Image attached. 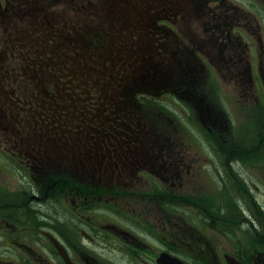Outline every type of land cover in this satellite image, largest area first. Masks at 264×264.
Returning a JSON list of instances; mask_svg holds the SVG:
<instances>
[{
  "label": "flooded vegetation",
  "instance_id": "obj_1",
  "mask_svg": "<svg viewBox=\"0 0 264 264\" xmlns=\"http://www.w3.org/2000/svg\"><path fill=\"white\" fill-rule=\"evenodd\" d=\"M207 3L215 5L209 8L210 11H229L225 15H218L217 11L212 21L216 26L231 25L236 28L234 49L241 50L240 54L248 53L247 64L249 70H254L253 81L258 84L259 93L261 88L263 90L262 100L257 107L264 108V82L261 77V70H264V0H178L183 9L189 5L190 9L202 10ZM23 4V10L30 17L28 25L32 28L26 34H40L34 42L30 38L26 39L27 43L15 40L17 46L12 50L7 48V42L5 55L0 46V70H4L0 78V264H264V236H259L258 232L256 238H250L252 244L206 240L204 229L197 225V220L192 226L180 227L179 236L169 232L168 223L159 219L151 222L152 225L156 224V228L146 225L134 228L120 224L126 221L118 216L103 217L110 226L103 225L93 217L69 228L65 223L60 224L61 231L36 226L37 214L41 213L42 205L34 204L47 199L50 188L62 184L71 194L76 188L74 193L79 199L72 197L76 205L79 201L83 202L88 197L86 195H90L82 187L109 186L117 179L111 178L113 174L105 178L107 172L117 171L119 177L124 178L128 173L127 168L132 170L129 174L135 175L128 186L132 197L141 203V207L152 212L162 210L168 217L169 212L164 205L169 209L170 195L164 189L177 174L172 170L169 178L149 179L150 172L154 173L151 168L159 164H150L147 158L137 163L139 154L131 153L132 148H136V137L128 134L134 132L130 123L136 120L139 108L154 103L150 87L165 86L157 87L150 79L153 77L145 76V82L135 84L131 92L127 88L123 89L130 92L129 96L117 91L119 99L115 101L103 103L102 98H97L102 88L104 93L106 90H115L113 83L119 81L121 87L120 82L127 79L116 78L119 73L104 79V71L148 70L141 64L144 57L139 55L143 53L135 50V45H120V55L126 49L130 51L128 56L138 55L135 66H128L125 58L112 57L114 49H110V44L106 43V36L94 31L88 24V31L82 30L78 18L68 20L74 29L73 34L68 32L67 37H63L60 34L61 19L52 13H42L45 12L42 7H48V4L40 0H20V5ZM10 9L11 0H0L1 13L9 12ZM78 9L82 14L83 10H89V4L81 2ZM167 10L163 11L164 15L157 12L153 23L160 25L171 20V9ZM47 16L52 17L53 24L47 21L52 30L44 21ZM6 17L3 15L0 23L6 25ZM180 17L182 19L184 14H180ZM172 23L175 25L174 21ZM63 32H66V28ZM139 37L142 39L137 41H145V36ZM122 39L124 42L126 37ZM148 39L150 42H159V37ZM156 53L163 55L168 52L163 45H158ZM202 53V49H197L196 57L201 61L204 59ZM154 55L153 48L145 56L154 59ZM20 64L25 67L17 66ZM243 66L244 63L239 70ZM20 70H29L30 82L26 83L29 78L26 80L21 76L25 72ZM47 70L55 72L47 73ZM85 70L99 72L102 76H97L98 83L92 79L91 83V75ZM166 88L180 95L183 81L180 86ZM121 96L127 98L121 99ZM261 125L262 122H258L260 130L252 133L257 144L253 143L255 148H249L247 153L258 151L264 145L263 140H260L261 136L264 137ZM234 148L229 146L228 150L232 152ZM15 165L18 166L15 171L21 186L11 190L6 176H9L11 167ZM158 168L166 170L163 166ZM178 182H181L180 186L185 185L181 180L172 183L177 186ZM96 190L98 193L102 191L100 188ZM177 197L181 205L185 203L183 196ZM114 198L120 199L112 196ZM122 202L127 204L130 200ZM197 207L199 210L200 205ZM141 211L139 215L143 216L144 209ZM80 213L71 212L74 215ZM112 213L121 214L122 210H113ZM146 220L150 221L149 218ZM261 220L258 223L264 229V215H261ZM140 221L136 223L142 224ZM255 224L253 221L252 226L255 227ZM27 233L31 234L30 237L26 236ZM99 243H103L101 248L96 247ZM111 253L115 258L109 256Z\"/></svg>",
  "mask_w": 264,
  "mask_h": 264
},
{
  "label": "rangeland",
  "instance_id": "obj_2",
  "mask_svg": "<svg viewBox=\"0 0 264 264\" xmlns=\"http://www.w3.org/2000/svg\"><path fill=\"white\" fill-rule=\"evenodd\" d=\"M40 1L48 4V7H42L45 10L42 12L43 15L52 13L56 18L61 19L60 34L63 37H67L68 32L73 34L74 29L70 27L68 20L78 18L82 30L87 32L88 24L94 28V31L107 37L106 43L110 44V49H114L112 56L114 59L120 56L122 59L125 58L128 66H135L138 55L128 56L130 51L127 49L121 51L120 55V45H135L133 48L143 53L139 55L144 57L141 64L148 70H106V72L101 70L106 74L103 76L104 79H109L110 75L116 73H119L115 75L116 78L127 77L120 82L121 87L117 81L112 84V87L116 89L106 90L105 93L100 85L101 95L97 98L100 100L102 98L103 103L107 100L113 101L114 98L119 99L117 91L129 96L136 87L135 84L145 82L143 78L145 76L153 77L150 79L157 87L180 86L183 80L182 92L185 93L180 95L186 99L168 101L167 105L150 103L140 107L136 112V120L130 123L131 130L134 132L133 134L128 132L130 136L136 137V148H132L131 153L139 154L137 163L141 162L140 159L147 158L150 159V164L156 166L159 164L151 168L156 174L147 172L150 174L149 179L169 178V172L172 170H175L177 174L173 176L175 179H170L168 187L164 186V190L170 195L169 209L164 205L169 212L168 217L162 210L152 212L141 207V203L132 197L133 195L128 192V186L135 175L129 174L132 170L127 168L128 173L124 178H120L117 171L107 172L105 178L113 174L111 178L117 180L109 186L97 187L102 190L99 193L97 188L82 187L90 195H86L88 197L76 205L72 202V197L79 199L74 193L76 188L73 194L62 184L50 188L48 198L34 204L42 205L41 213L37 214L39 217L36 219L38 223L36 226L61 231L60 224L65 223L69 228L72 225L81 224L82 220H89L90 217L98 219L103 225L110 226L103 217L118 216L128 225L125 222L120 224L134 228H141L144 225L156 228V224L152 225L151 222L159 219L167 222L169 232L178 236L180 227L192 226L194 220H197L199 221L197 225L204 229L203 235L206 240H223L222 243L252 244L250 238H256L257 232L259 236H264V229L258 223L262 221L261 215H264V145L262 144L258 151L246 152L251 147L255 148L257 144V139L252 138V133L260 130L257 126L258 122H262L261 131L264 132V108L257 107L258 102L262 100L263 90L261 88L259 93V86L253 81L254 70H249L248 53L240 54L241 50L234 49L236 28L231 25L216 26L212 21L217 11H219L218 15L229 14V11H210L209 8L215 5L209 3L202 10L190 9L189 5L183 9L179 6L178 0ZM81 2L89 4V10H83L82 14L78 9ZM24 6L25 4L20 5V0H11L10 11L0 12L1 19L3 15L7 16L6 25L0 23V46H2L3 55L6 53L7 42V48L12 50L14 46H17L15 40H19V43H27L28 38L32 42L39 39L40 32L26 34V31L32 28L28 25L30 17L23 10ZM167 9H171L170 21H174L175 25L154 24V17L158 16L157 12L164 15L163 11L168 12ZM180 14H184L182 19ZM44 21L52 30L47 22L53 24L52 17L47 16ZM65 28L66 32H63ZM121 36L126 37L124 42ZM139 36H145V41H137L142 39ZM154 37H159V42L149 41L148 38ZM236 40L239 42V38ZM158 45H163L168 53L163 55L156 53ZM244 46H246L245 43ZM153 48L155 58L148 59L149 56L145 55L149 49ZM199 48L202 49V56L207 60L208 65H205L198 56L196 57ZM65 54L68 55L67 51ZM243 63L242 70H239ZM17 66L25 67L21 64ZM150 67L154 69L151 70ZM3 71L0 70V78ZM20 71L25 72L20 75L26 80L27 77L29 78L26 83L30 82L29 70ZM85 71L90 73L91 83L92 80L98 83L96 78L102 76L96 70L95 72ZM52 72L55 70H47V73ZM261 74L262 82H264V70H261ZM25 78L22 79L25 80ZM200 80L203 83L201 82L202 87L200 85L198 90L195 91L193 87H189L188 83L197 85ZM9 83L13 82L9 81ZM101 84H103L102 81ZM124 88L129 89L130 92L124 91ZM263 138L261 136L260 140L264 143ZM229 146L236 148L230 152ZM143 152L145 154H140ZM93 156L96 157V155ZM5 162L11 163L6 160ZM161 166L166 170H160L158 167ZM17 167V165L11 167L9 176H6L9 178L11 190L21 186L15 171ZM26 173L28 175V171ZM174 180H181L185 185L180 186L181 182H178L177 186H174L172 183ZM151 188L152 186L148 188V191ZM95 190L98 194H94ZM178 195L184 197L185 203L182 205L178 201L180 199ZM112 196H118L120 199H112ZM186 199L191 201H185ZM123 200H130V203L125 204ZM198 204L199 210H197ZM141 209H144L143 216L139 215L142 212ZM113 210H122V213L114 215ZM72 211H81V213L74 215L71 214ZM147 218L150 221L146 220ZM137 220H142L140 221L142 224L136 223ZM253 221L257 223L255 227L252 226ZM30 227L31 225L28 226ZM30 235L27 233L26 236L30 237ZM102 244L99 243L96 247L101 248ZM109 256L115 258L113 253Z\"/></svg>",
  "mask_w": 264,
  "mask_h": 264
}]
</instances>
